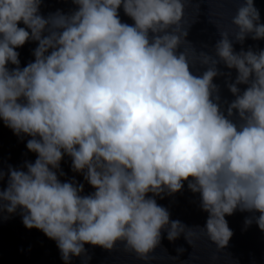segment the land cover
Returning <instances> with one entry per match:
<instances>
[{
  "label": "clouds",
  "instance_id": "9594fccd",
  "mask_svg": "<svg viewBox=\"0 0 264 264\" xmlns=\"http://www.w3.org/2000/svg\"><path fill=\"white\" fill-rule=\"evenodd\" d=\"M72 2L77 10L44 17L42 0H0V119L32 137L26 147L37 154L26 171L9 167L0 216L21 210L24 226L55 241L65 264L90 260L86 244L111 252L117 243L150 264L165 231L192 248L206 235L221 252L233 236L225 217L237 210L259 213L245 225L264 231V49L233 47L264 39L253 0H240L230 26L216 24L214 56L187 40L191 0ZM121 7L134 24L121 22ZM29 40L35 59L20 68L16 49ZM221 62L237 72L225 81L235 97L224 101L226 115L213 83L225 75ZM65 154L92 194L59 180ZM185 181L201 197L204 227L171 220L155 199Z\"/></svg>",
  "mask_w": 264,
  "mask_h": 264
},
{
  "label": "water",
  "instance_id": "95a60500",
  "mask_svg": "<svg viewBox=\"0 0 264 264\" xmlns=\"http://www.w3.org/2000/svg\"><path fill=\"white\" fill-rule=\"evenodd\" d=\"M253 2L254 7L260 13V23L264 24V0H253ZM239 5L240 0H191L185 9L184 22L185 27L192 24L187 40L195 46L197 52L205 51L209 55H215L214 46L220 39L216 24L230 26L231 19ZM57 10L69 14L77 10V6L72 0H42L41 15L47 17L49 13H55ZM119 17L123 23L134 24V21L125 15L122 7L119 9ZM18 27L26 26L21 22ZM37 46V42L29 40L16 49L19 53L20 68L34 61L33 52ZM233 47L236 52H239L241 48L246 51L249 47L253 50L264 49V39L253 40L249 36L243 45L235 43ZM7 67L11 70L16 66L9 63ZM218 68L225 75L215 78L213 83L220 87L221 110L226 115L227 104L224 101L230 103L235 97L228 90L225 81L228 80L227 74L230 73L231 81L234 82L237 72L235 69H228L222 62ZM193 71L196 74V70ZM199 71L203 72L204 69L200 68ZM238 87L243 92L247 85ZM233 120L238 122V117L234 116ZM31 138L23 134L17 136L0 119V170L5 173L4 180L0 181V190L7 187V173L10 166L26 171L25 163L35 162L37 154L30 152L26 147L27 141ZM60 171L64 175H60ZM57 175L62 183L74 180L78 184H83L82 195H89L95 191L85 181L83 173L73 171L72 159L66 154L60 162ZM187 184L188 182L185 181L182 190L177 193H164L163 198L156 196L155 199L159 205L168 209L171 220H180L188 227H204L208 214L201 209L200 195L191 192ZM252 216H259V213L237 210L231 216L225 217L233 236L221 252L216 249L215 244L208 240L206 235H200L199 239L194 240L192 248L183 235L169 242L166 231L162 232L161 245L153 253L150 264H182L184 261H189L192 253L198 259L190 261L189 264H213L211 257L214 255L218 257L215 264H264V231H261L255 222L250 226L245 225V219ZM179 248L185 249L183 254H178L177 249ZM85 249L87 256L91 259L88 260L83 256L72 257L70 264H145L137 258L135 253L125 252L122 243H117L111 252L87 244ZM168 256H178V259L171 261ZM0 264H65V262L61 258L55 241L50 240L40 230L27 229L24 226L21 210L18 209L15 214L9 215L5 212L0 216Z\"/></svg>",
  "mask_w": 264,
  "mask_h": 264
}]
</instances>
